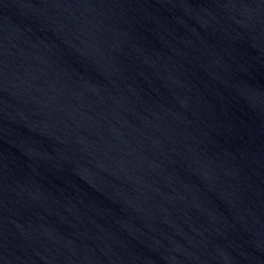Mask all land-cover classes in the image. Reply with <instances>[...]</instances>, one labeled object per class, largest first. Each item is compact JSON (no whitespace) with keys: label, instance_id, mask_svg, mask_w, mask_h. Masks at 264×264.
I'll list each match as a JSON object with an SVG mask.
<instances>
[{"label":"water","instance_id":"1","mask_svg":"<svg viewBox=\"0 0 264 264\" xmlns=\"http://www.w3.org/2000/svg\"><path fill=\"white\" fill-rule=\"evenodd\" d=\"M0 264H264V0H0Z\"/></svg>","mask_w":264,"mask_h":264}]
</instances>
